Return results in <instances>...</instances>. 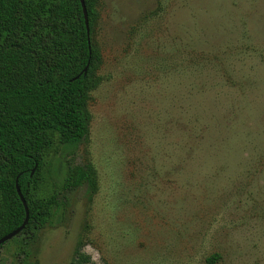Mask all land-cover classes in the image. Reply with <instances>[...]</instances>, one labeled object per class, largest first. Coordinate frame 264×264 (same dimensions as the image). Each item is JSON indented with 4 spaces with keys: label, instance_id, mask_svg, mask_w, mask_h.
<instances>
[{
    "label": "rangeland",
    "instance_id": "374dc122",
    "mask_svg": "<svg viewBox=\"0 0 264 264\" xmlns=\"http://www.w3.org/2000/svg\"><path fill=\"white\" fill-rule=\"evenodd\" d=\"M87 136L99 189L0 264H264V0H101Z\"/></svg>",
    "mask_w": 264,
    "mask_h": 264
},
{
    "label": "trees",
    "instance_id": "16d2710c",
    "mask_svg": "<svg viewBox=\"0 0 264 264\" xmlns=\"http://www.w3.org/2000/svg\"><path fill=\"white\" fill-rule=\"evenodd\" d=\"M84 1L89 32L81 0H0V238L26 217L17 179L29 208L17 236L61 223L69 192L86 186L91 199L99 189L94 163L67 157L89 132L88 99L102 81L101 0ZM83 246L69 264H92Z\"/></svg>",
    "mask_w": 264,
    "mask_h": 264
},
{
    "label": "water",
    "instance_id": "95a60500",
    "mask_svg": "<svg viewBox=\"0 0 264 264\" xmlns=\"http://www.w3.org/2000/svg\"><path fill=\"white\" fill-rule=\"evenodd\" d=\"M82 2V5H83V9H84V13H85V18H86V25H87V30L89 32V20H88V13H87V8H86V5H85V1L84 0H81ZM87 72V68L85 69V73ZM36 167H34L32 169V174L34 173ZM16 188H17V192L25 206V210H26V217H25V220L23 221V223L17 227L16 229H14L13 231L7 233L6 235H4L3 237L0 238V246L3 245L4 243H6L7 241L11 240L12 238H14L15 236H17L24 228L25 226L27 225L28 223V220H29V208H28V205H27V201L21 191V188L18 184V179L16 180Z\"/></svg>",
    "mask_w": 264,
    "mask_h": 264
}]
</instances>
